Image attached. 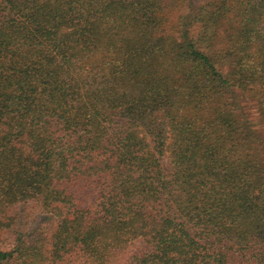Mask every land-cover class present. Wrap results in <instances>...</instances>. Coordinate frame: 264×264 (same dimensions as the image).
<instances>
[{"label": "trees", "instance_id": "1", "mask_svg": "<svg viewBox=\"0 0 264 264\" xmlns=\"http://www.w3.org/2000/svg\"><path fill=\"white\" fill-rule=\"evenodd\" d=\"M185 1L0 0V264H264V0Z\"/></svg>", "mask_w": 264, "mask_h": 264}, {"label": "rangeland", "instance_id": "2", "mask_svg": "<svg viewBox=\"0 0 264 264\" xmlns=\"http://www.w3.org/2000/svg\"><path fill=\"white\" fill-rule=\"evenodd\" d=\"M206 0H186L184 6L177 15L182 14L185 20L188 19V15L191 14V7L201 4ZM198 29L196 27H190V33L196 34ZM250 118L253 121L254 127L260 129L262 126L260 124V119L257 117L256 112L250 113ZM160 163L162 164L165 171H169L168 159L163 156L160 158ZM15 214L14 224L7 229L0 231V249L10 247L14 233L25 234L29 231L39 230V232L44 235H49L55 226V221L53 218L49 217L44 213L34 202L28 201L24 204L17 205L12 214ZM139 242H135L132 245L127 246L123 252H121L120 257L117 258L119 264H125L127 257L128 264H130L129 254L131 251L135 250L139 246ZM126 255L124 258L122 256Z\"/></svg>", "mask_w": 264, "mask_h": 264}]
</instances>
